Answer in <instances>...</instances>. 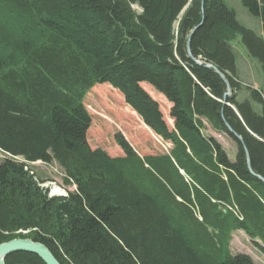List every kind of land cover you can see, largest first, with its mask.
Segmentation results:
<instances>
[{
    "label": "trees",
    "instance_id": "trees-1",
    "mask_svg": "<svg viewBox=\"0 0 264 264\" xmlns=\"http://www.w3.org/2000/svg\"><path fill=\"white\" fill-rule=\"evenodd\" d=\"M241 3L261 35L224 0H0V243L29 238L60 264H255L228 249L241 229L264 253V0ZM237 35L263 78L245 99ZM206 63L229 83L225 104ZM142 82L171 103L174 127ZM101 84L166 150L142 156L120 132L122 155L89 145L84 101ZM208 126L233 138L234 160ZM35 161L57 163L76 189L49 197ZM5 264L44 263L18 251Z\"/></svg>",
    "mask_w": 264,
    "mask_h": 264
},
{
    "label": "rangeland",
    "instance_id": "rangeland-1",
    "mask_svg": "<svg viewBox=\"0 0 264 264\" xmlns=\"http://www.w3.org/2000/svg\"><path fill=\"white\" fill-rule=\"evenodd\" d=\"M224 1L229 7L233 8L241 25L252 29L257 35L262 34L260 18L251 15L242 5L241 0ZM133 8H136V6H133ZM188 39L189 37L187 38V43ZM230 45L235 55L236 75L242 83V90L238 93L237 97L238 99H245L248 96V92L244 85H249L258 90L263 86L260 63L256 58H253L248 54L240 35H237ZM141 85L159 103L166 123L172 128V124L169 121L170 109H168V101L166 99L163 100V98H161L162 95H160V93L148 83L142 82ZM87 98L89 99H86L84 104L91 115V124L87 132V141L92 148H101L110 156L122 155V149L114 140V134L120 132L137 153L142 156L144 154L166 150L167 145L162 140L159 142L156 141L154 137L152 138L138 122L136 115L130 113L123 102L121 94L117 90L110 88V86L106 84L96 85L91 89L90 93H88ZM253 105L256 111H261L260 105L256 103H253ZM102 123H105L107 128H104ZM227 124L228 123H226V127L228 131L232 133V129ZM205 133L216 138L226 151L229 159L234 160L237 149L236 143L230 135L217 132L210 126H208ZM232 134L234 136H239L235 133ZM6 158H10V155L5 154L0 150V163ZM13 158L17 161L21 160L19 156H14ZM27 167H29L31 173L35 174V179H38L37 182L40 183V188L46 190L49 197L64 195L76 189L74 183L67 184L65 182L64 177L66 174L55 162H52L51 164L42 161L28 162ZM249 169L251 170L250 167ZM259 177L262 176L258 175V178ZM260 181L264 184L261 179ZM54 186L58 187L59 189H57L59 191L53 192ZM229 208L231 209V207ZM235 208H233L232 211L234 210V213L241 220L242 216L237 212V209L235 210ZM195 213L197 214V212ZM257 241L260 242L259 240ZM228 247L231 255H250L255 264H264V253L254 245L250 237L241 229L231 232V240L229 241Z\"/></svg>",
    "mask_w": 264,
    "mask_h": 264
},
{
    "label": "water",
    "instance_id": "water-1",
    "mask_svg": "<svg viewBox=\"0 0 264 264\" xmlns=\"http://www.w3.org/2000/svg\"><path fill=\"white\" fill-rule=\"evenodd\" d=\"M190 36H191V34H190ZM190 36H189L188 43H187L188 53H190V48H189ZM195 62L199 63L196 60H195ZM204 66L212 68L225 82L226 90L223 94V102H222L223 104H225L226 98L228 96H230V94H231V89H230L229 83L224 78L223 74L218 70V68H216L215 66H213L212 64H209V63L204 64ZM172 127H174V126L172 125ZM237 137H238V139L241 140V138L239 136H237ZM244 149H245V153H246V159H247L248 167H250V165H249V154L247 152L246 147H244ZM259 178L264 182V179L262 177H259ZM18 251H23V252L35 254L43 261L44 264H60L58 259L53 255V253L48 249L47 246H45L44 244H42L40 242H36V241H32L31 239H28V238H20V237L12 238L10 240H7L5 242L0 243V264H4V261H5V258L7 255H9L13 252H18Z\"/></svg>",
    "mask_w": 264,
    "mask_h": 264
},
{
    "label": "crops",
    "instance_id": "crops-1",
    "mask_svg": "<svg viewBox=\"0 0 264 264\" xmlns=\"http://www.w3.org/2000/svg\"><path fill=\"white\" fill-rule=\"evenodd\" d=\"M160 95H162V94H160ZM163 96H164V95H162L161 98H163V100H165V98H164ZM166 100H167V99H166ZM167 101H168V100H167ZM167 103H168V104H167V105H168V109H170V107H171V103H170L169 101H168ZM172 125L174 126L173 123H172ZM122 154H123V153H122ZM117 156H119V155H117Z\"/></svg>",
    "mask_w": 264,
    "mask_h": 264
},
{
    "label": "bare ground",
    "instance_id": "bare-ground-1",
    "mask_svg": "<svg viewBox=\"0 0 264 264\" xmlns=\"http://www.w3.org/2000/svg\"><path fill=\"white\" fill-rule=\"evenodd\" d=\"M53 188H54L53 192H57V191H59V190H58V189H59L58 187H55V186H54ZM57 188H58V189H57ZM4 264H5V261H4Z\"/></svg>",
    "mask_w": 264,
    "mask_h": 264
},
{
    "label": "clouds",
    "instance_id": "clouds-1",
    "mask_svg": "<svg viewBox=\"0 0 264 264\" xmlns=\"http://www.w3.org/2000/svg\"><path fill=\"white\" fill-rule=\"evenodd\" d=\"M65 195V194H64Z\"/></svg>",
    "mask_w": 264,
    "mask_h": 264
}]
</instances>
